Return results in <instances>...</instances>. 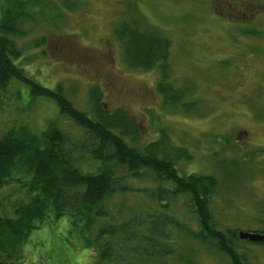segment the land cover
<instances>
[{
  "label": "rangeland",
  "instance_id": "obj_1",
  "mask_svg": "<svg viewBox=\"0 0 264 264\" xmlns=\"http://www.w3.org/2000/svg\"><path fill=\"white\" fill-rule=\"evenodd\" d=\"M29 1L33 5L23 10L11 2L14 11L26 12L35 22H24L25 34L18 38L29 74L48 87L61 85L71 101L84 109L90 89L97 88L105 110H121L134 121L139 146L158 143L157 156L175 161L180 174L196 172L218 179L209 206L218 228L264 230V55L258 49L248 52L250 40L239 38L231 16H212L219 11V0H68L69 9L65 0ZM129 10L137 15L124 14ZM56 11L63 15L56 18ZM122 16L132 23L142 20L143 28L156 29L169 40L167 57L174 83L191 88L194 98L184 99L193 103L191 107L171 110L165 104L164 108L163 94L156 89L159 70L124 64L121 44L112 34V26ZM260 25L264 32V22ZM40 38L45 42L36 44ZM252 45L264 49V34ZM27 101L26 95L12 96L1 107L0 129L10 119L23 120L24 113L36 128L53 121L57 127L69 123L58 117L53 103L34 100L28 105ZM133 185L144 189L110 197L109 213L123 204L125 215L131 205L137 211L156 209L149 196L155 184L136 181ZM13 188L0 193V202L8 210L11 200L20 197ZM167 201L172 215L194 221L182 199ZM48 224L50 228L53 223ZM60 227L52 225L44 241L35 237L28 243L22 257L25 264L94 261L89 249L82 250L83 241ZM188 241L189 249L200 252L194 255L199 264H231L226 255ZM239 246L235 249L243 255L242 263L264 264V243L240 241Z\"/></svg>",
  "mask_w": 264,
  "mask_h": 264
},
{
  "label": "trees",
  "instance_id": "obj_2",
  "mask_svg": "<svg viewBox=\"0 0 264 264\" xmlns=\"http://www.w3.org/2000/svg\"><path fill=\"white\" fill-rule=\"evenodd\" d=\"M69 1H64L68 9ZM11 2L21 10L33 5L29 0H3L0 6V111L12 96L23 99L26 95L28 105L34 100L53 103L58 117L69 123L64 120L65 124L57 127L53 121L36 128L24 113L23 120L10 119L9 125L0 129V193L13 185L20 195L11 200L10 210L0 202V262L16 258L29 239L44 241L52 225L60 227L61 223L60 228L66 227L65 232L69 230L83 241L82 250L89 249L94 259L91 264H199L194 255L200 252L188 248L189 239L226 255L231 264H244L243 255L235 248L248 240L238 237V229L218 228L211 214L209 206L218 191V179L196 172L180 174L175 161L157 156L158 143L139 146L134 121L121 110H105L97 88L90 89L84 109L71 101L61 85L48 87L37 81L23 65L24 45L18 43L25 34L21 25L32 18L14 11ZM56 13V18L63 15ZM124 14L137 15L131 10ZM123 16L112 26V34L121 44L124 64L131 69L159 70L156 89L163 94L164 108L191 107L193 103L184 101L194 98L191 88L174 83L167 57L169 40L156 29H144L142 20L132 23ZM260 24L245 28V23L235 29L239 38L250 40L249 53L258 49L264 55V49L252 45L263 38ZM39 42L45 40L40 38L36 44ZM75 136L77 140H73ZM136 181L155 184L149 196L156 209L151 206L153 210L137 211L131 205L125 215L122 203V209L109 213L106 203L110 197L144 189L133 185ZM179 199L192 212V223L170 212L167 200ZM49 222L53 223L50 228ZM252 233L264 236V230ZM255 243H264V239Z\"/></svg>",
  "mask_w": 264,
  "mask_h": 264
},
{
  "label": "flooded vegetation",
  "instance_id": "obj_3",
  "mask_svg": "<svg viewBox=\"0 0 264 264\" xmlns=\"http://www.w3.org/2000/svg\"><path fill=\"white\" fill-rule=\"evenodd\" d=\"M218 6L220 12L217 9L216 13H213L212 16H216L214 14L225 17L226 15L231 16L233 18L231 22L237 29L245 27V23L248 24L245 28L253 27L255 26L256 20L264 22V0H219L217 2V7ZM187 13H190V11ZM192 16L193 15H189V17ZM30 241L31 240L29 239L28 243ZM27 247L28 244H26L25 247L22 246L23 250L16 256V258L9 261H1L0 264H25L22 257Z\"/></svg>",
  "mask_w": 264,
  "mask_h": 264
},
{
  "label": "water",
  "instance_id": "obj_4",
  "mask_svg": "<svg viewBox=\"0 0 264 264\" xmlns=\"http://www.w3.org/2000/svg\"><path fill=\"white\" fill-rule=\"evenodd\" d=\"M238 237L242 240H248L251 242L262 241L264 236L258 233L239 231Z\"/></svg>",
  "mask_w": 264,
  "mask_h": 264
}]
</instances>
